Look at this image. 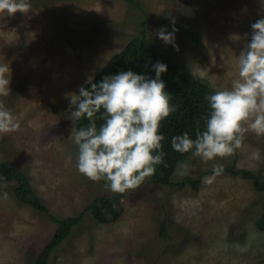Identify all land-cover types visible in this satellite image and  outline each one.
Masks as SVG:
<instances>
[{
	"label": "rangeland",
	"instance_id": "obj_1",
	"mask_svg": "<svg viewBox=\"0 0 264 264\" xmlns=\"http://www.w3.org/2000/svg\"><path fill=\"white\" fill-rule=\"evenodd\" d=\"M30 5L26 13L0 14V63L12 70V92L0 99L21 124L19 131L0 133V161L27 176L50 216L81 217L48 264H264V231L256 228L264 191L255 187L264 181V136L245 133L226 158L204 162L191 154L169 184L157 182L155 172L121 194L77 170L64 97L85 86L142 28L158 52L188 66L212 92L229 88L238 78L237 57L250 39V25L264 17V0H30ZM173 22L178 49L156 35L161 27L172 31ZM173 126H180L177 116L161 122L162 143ZM215 164L253 176L222 171L204 183ZM186 177L200 181L197 191L177 186ZM13 188L0 184V264H34L56 225L18 202ZM100 197L112 201L117 219L101 224L86 210Z\"/></svg>",
	"mask_w": 264,
	"mask_h": 264
},
{
	"label": "clouds",
	"instance_id": "obj_2",
	"mask_svg": "<svg viewBox=\"0 0 264 264\" xmlns=\"http://www.w3.org/2000/svg\"><path fill=\"white\" fill-rule=\"evenodd\" d=\"M30 7V0H0V14L8 16L26 13ZM250 27V39L237 57L238 78L229 88L204 97L208 105L207 114L201 117L204 129L198 130L195 138L187 131L174 135V151L191 152L208 162L231 156L249 131L264 136V17ZM177 31L173 22L172 31L161 27L156 35L178 49ZM152 68L154 78L131 69L106 74L98 82L89 76L85 83L90 87L81 85L78 92L64 94L71 121L67 136L77 146V170L90 180L104 181L116 193L139 187L156 172L157 165L164 163L161 122L177 107L161 78L167 65L156 62ZM11 72L10 64L0 63V98L12 92ZM82 119L88 123L73 126ZM19 130V119L0 99V133ZM222 171L223 165L215 164L212 175L205 176L203 182L211 184ZM7 196L4 192L3 198Z\"/></svg>",
	"mask_w": 264,
	"mask_h": 264
},
{
	"label": "trees",
	"instance_id": "obj_3",
	"mask_svg": "<svg viewBox=\"0 0 264 264\" xmlns=\"http://www.w3.org/2000/svg\"><path fill=\"white\" fill-rule=\"evenodd\" d=\"M190 37L194 40L195 44H199L198 37L194 33L191 32ZM156 62H163L167 65L168 70L162 74L161 78L166 84V91L171 93V102L177 107L176 112L171 115L177 116L180 124L179 127L173 126L168 128L167 139L162 143L163 151L166 153L164 163L156 166V181L169 184L170 178L177 166L184 163L191 155V152L182 154L174 151L171 147V138L185 131L195 138L197 131L204 129V121L201 117L208 112V105L204 97L212 92L208 85L199 79H195L191 75L188 66L178 64L174 59L158 52L155 44L146 37L144 28L125 45L122 51L113 55L108 60L102 70L93 78V82H98L106 74H115L129 69L138 74H144L149 78H154L155 71L152 65ZM84 87H90V85L86 84ZM100 122L98 120V124ZM87 123V120L82 119L75 122V127L79 128ZM223 171L231 172L234 175H242L243 178H251L253 176L246 171L234 172L231 169H224ZM0 178H3L0 179V184H14L12 195L18 202L44 213L55 223L56 229L51 240L34 262V264H48L52 251L66 240L72 228L81 217L57 219L50 216L46 206L43 205L40 198L34 193L27 176L18 168L2 161H0ZM255 181L258 182V179L255 178ZM185 185H189L194 191H197L200 181L186 177L177 186L183 188ZM255 187L261 192L264 191V181L258 182ZM112 207L110 199L100 197L94 199L86 210L90 212L95 221L106 224L118 218V214L114 212ZM256 228L258 231H264V203L262 214L256 221ZM159 235L162 239H167L165 223H161Z\"/></svg>",
	"mask_w": 264,
	"mask_h": 264
}]
</instances>
